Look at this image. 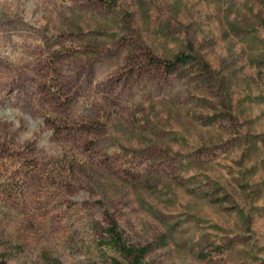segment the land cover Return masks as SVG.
Segmentation results:
<instances>
[{
    "label": "rangeland",
    "instance_id": "rangeland-1",
    "mask_svg": "<svg viewBox=\"0 0 264 264\" xmlns=\"http://www.w3.org/2000/svg\"><path fill=\"white\" fill-rule=\"evenodd\" d=\"M110 227L264 264V0H0V260L127 263Z\"/></svg>",
    "mask_w": 264,
    "mask_h": 264
},
{
    "label": "trees",
    "instance_id": "trees-1",
    "mask_svg": "<svg viewBox=\"0 0 264 264\" xmlns=\"http://www.w3.org/2000/svg\"><path fill=\"white\" fill-rule=\"evenodd\" d=\"M185 56L178 55L175 56V60L184 59ZM107 235L109 237V244L113 247L117 248L119 252H121L126 257H129V261L127 263H121L113 259L115 264H148L144 260V255L147 251V247L139 246L136 247L134 245H128L113 227L107 228ZM0 264H6L5 261L0 260Z\"/></svg>",
    "mask_w": 264,
    "mask_h": 264
}]
</instances>
